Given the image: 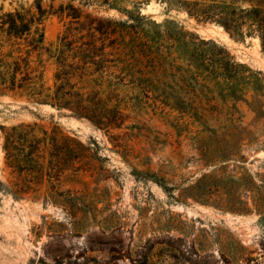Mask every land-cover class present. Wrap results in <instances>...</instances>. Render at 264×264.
<instances>
[{
  "label": "rangeland",
  "instance_id": "rangeland-1",
  "mask_svg": "<svg viewBox=\"0 0 264 264\" xmlns=\"http://www.w3.org/2000/svg\"><path fill=\"white\" fill-rule=\"evenodd\" d=\"M195 1L214 3L0 0V22L13 14L24 33L0 32L5 62L41 38L54 54L95 41L109 62L77 90L125 118L100 129L0 83V264H264L262 41L190 15ZM48 58L33 53L29 70L54 88ZM19 125L48 134L43 175L6 158Z\"/></svg>",
  "mask_w": 264,
  "mask_h": 264
},
{
  "label": "trees",
  "instance_id": "trees-1",
  "mask_svg": "<svg viewBox=\"0 0 264 264\" xmlns=\"http://www.w3.org/2000/svg\"><path fill=\"white\" fill-rule=\"evenodd\" d=\"M213 1L214 3L209 6L197 1L191 5L185 4L190 15L203 18L205 21L217 22V25L227 31L242 32L243 28L247 26L248 33L260 35L264 50V0H232L229 5L217 2V0ZM17 21L13 14L4 15L0 22V32L9 31L10 35L15 32L17 38L23 35L24 33L20 30ZM6 26H9L7 30ZM23 27L26 28V25ZM24 31H30V28L27 27ZM42 42V38L39 41H32L29 45L31 50L28 57L18 58L14 62H5L0 48V83L11 91H24L43 103L69 110L74 117L87 119L100 129L121 127L125 118L120 111L116 108L104 109L102 102L97 100V94L85 97L84 93L77 90V83L74 82L76 79H83L89 73L88 69L91 65L96 66L94 72H103L106 68L105 64L109 60L96 59L101 49L96 48L95 41L92 44H83L79 51H74L73 44L65 41L63 48L57 54L48 48H44L41 45ZM85 45L89 47L85 49ZM43 50L49 56L48 59H55L57 64L54 88L48 86L43 72L34 75L35 70H29L31 68V55L38 52L39 57H41ZM70 58L72 59L71 62ZM36 129L37 125H19L13 127L6 134V158L12 167L19 169L20 173H31L39 169L37 172L43 175L44 165L39 163L40 156L37 153L40 151L41 143L47 144L48 134L41 130L44 138L38 139ZM51 141L53 150L60 151L63 156L57 159L68 158L67 150L64 147L61 148L56 143V139L52 138ZM56 167L57 165L54 163H49L50 169H56ZM29 189V187L22 188L15 193L17 195L22 194Z\"/></svg>",
  "mask_w": 264,
  "mask_h": 264
},
{
  "label": "bare ground",
  "instance_id": "bare-ground-1",
  "mask_svg": "<svg viewBox=\"0 0 264 264\" xmlns=\"http://www.w3.org/2000/svg\"><path fill=\"white\" fill-rule=\"evenodd\" d=\"M214 27H215L216 29H219V30L224 31L223 27H221V26H219V25H215ZM255 40L258 41V43H259V45H260V40H259L258 38H255ZM44 107H46V108H50V109H53V108H51V107L48 106V105H44ZM74 121L78 122V121L75 120V119H74Z\"/></svg>",
  "mask_w": 264,
  "mask_h": 264
}]
</instances>
